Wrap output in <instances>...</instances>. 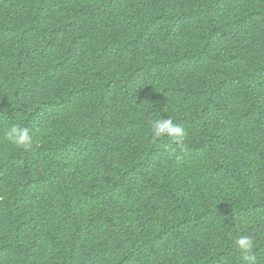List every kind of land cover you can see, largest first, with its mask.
Wrapping results in <instances>:
<instances>
[{
    "label": "trees",
    "instance_id": "1",
    "mask_svg": "<svg viewBox=\"0 0 264 264\" xmlns=\"http://www.w3.org/2000/svg\"><path fill=\"white\" fill-rule=\"evenodd\" d=\"M241 234L264 264V0H0V264H246Z\"/></svg>",
    "mask_w": 264,
    "mask_h": 264
},
{
    "label": "clouds",
    "instance_id": "2",
    "mask_svg": "<svg viewBox=\"0 0 264 264\" xmlns=\"http://www.w3.org/2000/svg\"><path fill=\"white\" fill-rule=\"evenodd\" d=\"M152 134L155 138L168 136L176 141H182L187 132L185 129L176 124L171 118L156 119L151 122ZM6 138L12 144L23 150H31L34 145L33 134L27 127H20L13 124L6 132ZM235 246L241 256L242 261L246 264H257L254 255L255 240L249 234H241L235 240Z\"/></svg>",
    "mask_w": 264,
    "mask_h": 264
}]
</instances>
